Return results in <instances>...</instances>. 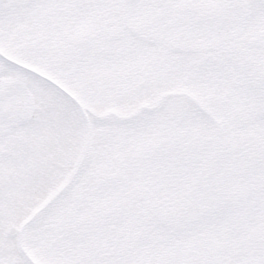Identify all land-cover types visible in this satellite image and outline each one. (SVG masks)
I'll return each instance as SVG.
<instances>
[{"label":"snow or ice","instance_id":"snow-or-ice-1","mask_svg":"<svg viewBox=\"0 0 264 264\" xmlns=\"http://www.w3.org/2000/svg\"><path fill=\"white\" fill-rule=\"evenodd\" d=\"M0 264H264V0H0Z\"/></svg>","mask_w":264,"mask_h":264}]
</instances>
